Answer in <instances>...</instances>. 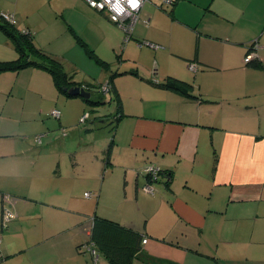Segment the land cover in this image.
Wrapping results in <instances>:
<instances>
[{"label":"rangeland","instance_id":"1","mask_svg":"<svg viewBox=\"0 0 264 264\" xmlns=\"http://www.w3.org/2000/svg\"><path fill=\"white\" fill-rule=\"evenodd\" d=\"M197 1L200 2L199 7L198 2L189 3L184 7L178 6L179 14L175 15L179 22L171 21L172 18L169 19L166 15L172 5L170 2L145 1L147 3L144 15L139 17L133 28L132 37L126 42H124L122 29L111 22L115 30L102 31L94 25L100 24L95 19L96 21L90 23L84 30V36L88 34L89 37H87L93 45L87 39L84 40L92 46L91 48L96 46L98 50L96 53L109 62L108 69H104L89 57L82 46L83 50L80 52L75 49L63 53L60 51L65 48L62 46L64 34H61V31L54 26H48L47 23L54 17L60 21L64 20L60 13H49L51 5L56 7L64 0H0V6L9 8L8 11L15 18V27L18 31L25 33L23 28L28 25L36 45L37 41L59 53L55 57L66 71L74 72V80L94 90L92 98L97 97L95 87L104 82L114 70L120 68L119 66L127 70L136 69L138 73L135 75L133 73L115 74L113 78L136 79L138 83L136 82L135 91L136 94L137 89L141 92L140 101L144 105L163 103L173 99L174 96L170 93H175L154 87L147 79L161 80L168 74L176 76L181 74L189 75L190 81L193 82L195 80L193 73L196 70L189 66L186 58L194 54L195 48H198L199 56L203 57L224 49L222 44L214 42L215 36L242 35L239 26L246 20L236 18L237 26L232 28L230 21L221 17L224 16L221 8L233 11L235 15L240 12L241 7L245 6V14L248 15L256 9L254 3L260 2L264 6V0H239L240 5L236 6L218 2L219 12L216 10V13L210 11L204 14L203 8L207 1ZM263 16L264 13L263 15L260 13L261 22L264 21ZM146 19L147 25H145ZM171 22L174 25H171ZM49 27L53 29L50 34ZM194 28L200 32L198 36ZM0 33L1 41L5 40L6 46H12L16 52L12 38L2 30ZM109 40L119 44L115 47L116 53L105 46ZM139 40L143 41L141 46L138 44ZM148 43L157 45V48L150 47ZM121 47L124 48L123 52L126 51L124 60L117 57ZM191 63L195 64V62ZM32 70L21 72L24 83L19 78L13 90L14 97L8 102H4L0 96V152L10 150L8 154L0 155V170L3 171L6 168L11 169L13 174L19 173L18 177H0L1 186L7 190L3 193L1 199L3 207L0 210V241H2L0 253L4 259L6 257L3 244H11L17 250L29 248L40 239V235L33 227H37L40 231V227H50L55 224L72 226L77 218L75 213L82 211L91 218L95 214L118 220L130 217L137 226H141V229L145 223L146 230L158 238L165 236L178 240L179 236L180 241L188 245L187 264H260L253 256L252 248L255 241L250 240L248 231L240 232L236 238L227 224L229 221L226 217L220 223L218 219L212 220L204 227L202 233L197 228H186L184 229L186 231L181 232V219L175 215L173 205L163 197L162 192L157 191L151 195L143 191L142 187H138L137 197L135 196L133 171L125 170L128 175L125 184L124 167L121 166L132 149L131 146L129 149L124 148L126 131L121 129L114 134L115 122L112 116L115 114L116 105L115 101H109L108 94L104 95L103 104L92 106L79 96H65L54 85L50 74L44 70H40L44 73L38 74L43 75L40 83L36 82L38 75L35 76V81L28 79ZM200 73L197 72L198 79L205 85L214 84L221 75L215 70L213 72L207 70L206 74ZM48 79L52 82L50 83ZM195 81L196 84L199 83L197 78ZM47 82L50 84L47 85ZM54 108L60 111L59 118L51 114ZM90 109H93L91 113H96V116L100 117L91 114L84 121L83 114ZM38 135L41 136L40 140H35ZM129 140L127 139V142ZM109 143L113 153L111 163L105 165L104 159ZM185 190L187 189L180 191V196L187 195L194 198L193 195L191 196V191L185 192ZM84 192L93 193V196L87 198ZM22 193L25 197H20ZM95 193H98L97 197H94ZM24 214H34L37 217L23 218ZM78 215L82 217L80 213ZM212 222L216 223L217 227L211 226ZM71 237L72 234L68 232L59 237H53L50 243L56 246L57 243L73 242L74 248L83 239L81 236L79 239L77 237L70 239ZM42 243L48 246L47 241L44 240ZM83 246L84 249L78 253L80 260L85 259L89 261V264H93V257L86 244ZM74 249L76 250V247ZM48 251L28 252L19 259L24 261L31 259L35 262L38 257L46 256ZM97 251L98 264H111L101 251ZM69 254L66 258L70 257ZM75 257H77V250L70 263L75 260ZM52 258L54 257L48 256V259ZM50 262L53 264V259Z\"/></svg>","mask_w":264,"mask_h":264},{"label":"crops","instance_id":"2","mask_svg":"<svg viewBox=\"0 0 264 264\" xmlns=\"http://www.w3.org/2000/svg\"><path fill=\"white\" fill-rule=\"evenodd\" d=\"M203 1H207L203 8L204 14L210 11L216 13V10L219 12L218 2H224L231 6L240 5L239 0ZM197 2L199 7L200 2L197 0H177L171 5L168 13L164 9L163 11L167 13L165 14L169 19L172 18L171 21L179 22L175 14H179L180 5L184 7L189 3L196 4ZM146 3L140 9L139 17L144 15ZM254 6L256 9L248 15L245 14V6L241 7L240 12L235 15L233 11L221 8L224 15L221 17L228 19L232 28L237 26L236 18H243L246 22L239 26L242 35L226 34L224 36L221 34L214 37L216 40L214 42L222 44L224 49L211 52L203 57L197 53V60H193L197 64V69L193 74L195 80L197 78L199 81L198 84L195 80L190 81L189 75L168 74L192 83V92L197 94V98L200 97V99L196 98V101H190L178 93H170L174 96L173 99L163 103L143 105L140 101L142 99L141 92L137 89L136 94L135 91L138 83L136 79L113 78L115 87L113 94L117 96L115 100L122 106L125 114L118 120L114 134L121 129L126 131L124 148L129 149L131 146L132 152L126 154L127 160L123 161L121 166L124 167L125 184L128 180L125 170L133 171L136 197L138 187H142L143 190L144 185L147 184L146 176L143 174L146 166L154 165L161 169L172 170L173 178L169 188L164 185L162 179L156 181L158 184L153 182L151 185L154 188V193L162 192L163 197L173 205L175 215L181 219V232L186 231L184 230L186 228H197L202 233L204 227L212 220L218 219L220 223L226 217L229 221L227 224L235 233L236 238L240 232L248 231L250 240L255 241L252 248L253 256L260 264H264V21L259 20L260 13L262 15L264 13V6L260 2L254 3ZM8 10V7L0 6V12L11 14ZM49 13H60L64 19L60 21L54 17L49 21L50 24L47 23L48 26H54L55 29L61 31V34H64L62 46L65 48L60 50L62 53L71 49L79 52L83 50L74 36L76 34L97 57L108 62L96 53L98 50L95 45L91 48L93 44H91L88 34H86L88 37L84 36L87 26L96 20L100 24L94 25L102 31L115 30L105 13L90 8L83 0H64L56 7L51 5ZM171 25H174L173 22ZM26 27L29 29L28 25ZM52 30L51 27L48 28L49 34ZM199 33L196 30V34ZM1 38L0 33V60L15 58L16 52L12 46H6L5 40L1 41ZM196 38L198 39V37ZM84 39H87L91 45L89 46ZM255 39L258 40V48L255 53L261 63V67L257 68L245 66L243 62L246 46ZM36 43L38 47L54 56L59 54L44 44L37 41ZM150 44L153 45V48H157V45ZM118 45L111 40L105 43V46L115 53V47ZM139 46L141 45L139 44ZM120 49L117 55L124 60L126 51L123 52L124 48L122 49V47ZM193 56L194 54L186 59H191ZM119 67V70L123 69L121 66ZM23 70L0 72V96L4 102H8L14 97L13 90L18 84L19 78L24 83L23 75H21ZM207 70L217 71L218 74H221L220 79L212 85H205L198 79L197 72L206 74ZM39 72L42 71L32 70L28 79L35 81V76L40 74ZM69 72L74 74L73 71ZM38 76L36 82L40 83L43 75ZM226 78L228 80H225ZM108 79L109 76L100 84H104ZM48 80L50 83L52 82L51 79ZM50 83L47 82V85ZM20 86L22 87V85ZM26 86L28 87L27 80ZM108 90L109 92L106 93L113 98L111 88ZM93 115L95 116L96 113ZM127 139L130 140L127 142ZM8 153L10 150L6 149L0 152V155ZM112 153L113 150L111 156ZM12 176L18 177L19 173L13 174L11 169L7 170L6 168L3 171L0 170V177ZM184 189L191 191V196L193 195L194 198L187 195L180 196V191H184ZM5 191H7L6 188L0 184V210L3 207L1 194ZM91 195L93 196V193ZM97 195L98 193H95L94 197ZM20 197L25 196L22 193ZM78 213L81 214V218ZM75 214L77 218L72 226L55 224L50 227H40V231L37 227H33L40 235V239L39 242L31 244L33 246L29 248L24 247L17 250L11 244H3L6 259L0 253V264H51L52 259L53 264H89V261L85 259L80 260V255H78L84 249V244L93 257V264H96L99 259L98 251L95 249V244L88 241L92 218L82 211H77ZM27 216L37 217L34 214H24L23 218ZM114 219L137 231H144L146 234V242L141 240V250L133 259L132 264H136L135 262L141 264H187L188 245L182 243L179 236L178 240L165 236L158 238L146 230L145 223L141 229V226H137L130 217L125 220ZM211 224H213L211 226L217 227L216 223L212 222ZM68 232L72 234L70 239L76 237L79 239L80 236L83 238L74 246L77 250V257L72 263L70 262L76 252L73 242L57 243L56 246L50 243V239L53 237H59ZM44 240L48 242L49 247L42 243ZM36 251L39 253L48 251V254L38 257L35 262L31 259L25 261L19 259L20 256L22 257L28 252ZM68 254L71 260L66 258ZM49 255L54 258L48 259Z\"/></svg>","mask_w":264,"mask_h":264},{"label":"trees","instance_id":"3","mask_svg":"<svg viewBox=\"0 0 264 264\" xmlns=\"http://www.w3.org/2000/svg\"><path fill=\"white\" fill-rule=\"evenodd\" d=\"M15 26L16 25L5 21L0 16V29L6 35L12 38L17 52V56L11 60H0V72H18L21 69L29 67L44 70L48 74H50L54 85L65 96L69 97L66 91H64V88H69L73 86H82L85 90L89 91L90 97L88 99H84L82 97L81 98L92 106L104 103V95H107L106 92H109L108 88H111L112 94L115 93L113 81V76L115 74L133 73L135 75L138 73L137 70L133 68L129 70H119L117 68L116 71H113V73L109 76V79L104 84H98V86L95 87L97 89L95 90L97 93V97L92 98V92L94 90H91L89 86L83 85L82 83L75 81L73 78V73L66 71L63 68L61 62L54 55H51L50 53L38 47L33 41L31 31H29L27 28H23V30L25 31L24 33L22 31H18ZM74 36L76 37L78 44L84 48L85 52L89 55V57L93 58L94 61L101 65L104 69L109 68L108 62L97 57V55L87 46V44L83 40H81L76 34H74ZM138 43L143 44L141 40ZM246 48L247 50L244 58L249 57V59L247 61H243L245 66L253 68L261 67L259 57L255 53L258 48V40H252L246 46ZM117 57L119 58V55H117ZM187 60L189 66L192 64L191 62H194L193 60H197L196 48L194 56L191 59ZM194 65L197 69L196 63ZM147 80L154 87L173 91L175 93H178L179 95L184 96L190 101H196L197 99H200V97L197 98V94H194L192 92V83L180 80L179 78L173 75H167L162 80ZM103 85H106V90L102 89ZM101 90H103V92H101ZM110 96L109 101H115L116 105L115 114L112 116V120L113 122H115L114 126H116L118 120L122 116H125V114L122 110V106L119 104L118 101L116 102L115 100L117 96H114V94L113 98L112 96ZM92 111L93 109H90V111L87 113V117L84 118V121L88 119L91 114H94L91 113ZM84 115L85 114H83V116ZM95 117L100 116L95 115ZM110 141H112V139ZM111 148V143H109L107 145L106 156L104 159L105 165L111 163ZM214 158H216V156H214ZM159 169L160 171L158 173L157 180H164V185L169 188L173 178L172 170L166 168ZM143 174L146 176L147 183L150 182V176L144 172ZM144 238H146V234L144 231H137L131 226L122 224L114 218H109L101 214H95L92 217L90 237L88 241L95 244V249L101 251L111 264H132L133 259L141 250V240Z\"/></svg>","mask_w":264,"mask_h":264},{"label":"built area","instance_id":"4","mask_svg":"<svg viewBox=\"0 0 264 264\" xmlns=\"http://www.w3.org/2000/svg\"><path fill=\"white\" fill-rule=\"evenodd\" d=\"M90 8L105 13L108 19L115 24L118 28L124 32V42H126L132 34L133 28L136 22L139 20V12L143 4L147 0H83ZM165 2L173 3L177 0H164ZM0 16L7 22L16 25L15 18L12 14L6 12H0ZM145 24H148V20H145ZM151 45L150 43H148ZM141 45V44H140ZM153 47V45H151ZM249 57H245L243 61H247ZM190 67L196 70V66L191 64ZM103 90H106V85L102 86ZM51 114L57 118L60 117V111L53 109ZM87 117V113L83 116V119ZM40 135L35 137V140H40ZM160 169L154 165H148L144 168V173L150 176V182L144 185L143 190L150 194L154 193V188L151 183L157 180V176ZM84 196L91 197L90 192H85ZM146 242L144 238L142 240ZM1 242V241H0Z\"/></svg>","mask_w":264,"mask_h":264},{"label":"water","instance_id":"5","mask_svg":"<svg viewBox=\"0 0 264 264\" xmlns=\"http://www.w3.org/2000/svg\"><path fill=\"white\" fill-rule=\"evenodd\" d=\"M64 91H66L69 96H80L84 99H88L90 97V92L85 90L82 86L64 88Z\"/></svg>","mask_w":264,"mask_h":264}]
</instances>
